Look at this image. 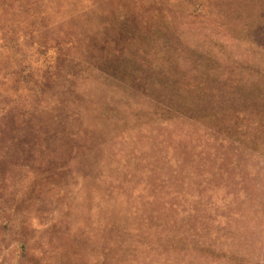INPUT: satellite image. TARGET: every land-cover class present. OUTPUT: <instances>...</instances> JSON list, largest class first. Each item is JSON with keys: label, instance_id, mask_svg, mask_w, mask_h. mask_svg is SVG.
Masks as SVG:
<instances>
[{"label": "rangeland", "instance_id": "374dc122", "mask_svg": "<svg viewBox=\"0 0 264 264\" xmlns=\"http://www.w3.org/2000/svg\"><path fill=\"white\" fill-rule=\"evenodd\" d=\"M0 264H264V0H0Z\"/></svg>", "mask_w": 264, "mask_h": 264}]
</instances>
